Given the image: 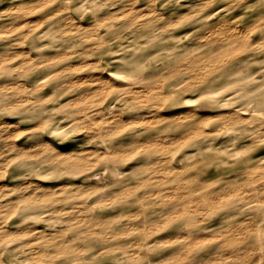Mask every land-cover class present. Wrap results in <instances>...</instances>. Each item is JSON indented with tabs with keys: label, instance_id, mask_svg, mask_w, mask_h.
Returning <instances> with one entry per match:
<instances>
[{
	"label": "rangeland",
	"instance_id": "rangeland-1",
	"mask_svg": "<svg viewBox=\"0 0 264 264\" xmlns=\"http://www.w3.org/2000/svg\"><path fill=\"white\" fill-rule=\"evenodd\" d=\"M1 226L0 264L41 232L91 252L55 264H264V0H0Z\"/></svg>",
	"mask_w": 264,
	"mask_h": 264
},
{
	"label": "bare ground",
	"instance_id": "bare-ground-1",
	"mask_svg": "<svg viewBox=\"0 0 264 264\" xmlns=\"http://www.w3.org/2000/svg\"><path fill=\"white\" fill-rule=\"evenodd\" d=\"M145 24L146 23L144 21L140 25L144 26ZM234 30H236V29H234ZM243 33L244 32L241 31V30L240 31L239 30L238 31L237 30L233 31V34L235 36L241 35ZM40 64H41V66L43 68L46 66L45 62H41V63H39V65ZM128 65L135 67V64L134 65L133 64H128ZM184 68H186V66L185 65H181L179 71H181V73H182ZM186 71H187V69H186ZM201 83L204 84V87L206 86V88L208 89V88L212 87V78L203 77L202 80H201ZM126 94L137 95L138 98H143V96L145 95V92L144 91H139V90L135 91V89H133V88H131V89L128 88ZM170 99H172V98H170ZM180 116H182V114ZM197 117H198V115L196 113H191V114L188 113V115L185 116L184 118H179V120H176V122H175V123H177L176 127H180L181 125H184V124L186 125L189 122H193V121H195V119H197ZM224 117L227 118V116H224ZM228 118H230L231 120L232 119L234 120L232 122V124L237 123V125H241V126H243V123H247L248 122V121L244 120L243 116L239 112H236L234 116H231V117H228ZM152 121H154V120H150V121L141 120L140 123L144 125V124H149ZM161 121L166 122V118L164 117L163 119H161ZM158 122L161 123L160 120ZM245 129H247V128L245 127ZM203 130H204L203 127H200V128L196 127V129L192 130L191 133L198 134L196 138H199V137H203V138L207 137L208 138V137L212 136L211 133H213V132H208L207 134H205ZM199 132L201 134H199ZM148 150H151V148H148ZM146 154L148 155V159H150V157H151L150 154L149 153H146ZM214 160H216V155H214ZM191 183L192 182H190V184ZM219 197L220 196L210 197L208 199L214 198V200H217ZM113 204L116 206L117 209L120 210L123 207H126L130 203L129 202L120 201L119 199L116 198L114 200ZM25 205L26 206H35L36 205V201H34V200L27 201V203ZM159 205H162V206L170 205L171 206V205H173V201L171 199L164 200ZM228 206H229V203H227V202L222 203V204L221 203H217L215 208L216 209H218V208H227ZM147 208L150 209V207H147ZM196 212H197V210H195L192 207H190V205L188 206L187 204H183L181 206L180 210L175 212V220L176 221H180L179 222L180 224L188 226V227L192 226V225H195L197 223V220H196V218L194 219L193 216H194V214ZM5 228H6L5 226H1L0 227V239L4 238V239L10 240V241H13L14 239L16 240V238L17 239L19 238L17 235H13L12 236L11 233H9V232H11V230H9L7 228L5 229ZM87 238H101V236L95 234V235H89V236H87ZM187 238L190 241H194L196 239L204 240V239H201V238H203V236L200 233L187 234ZM34 239L36 240V242H34V243L31 242L30 243L31 246H30V248H29V250L27 252V255H28L29 260L36 261L37 263H40V264H55L56 262H59V261H61L63 259H71V258L74 259V258L80 257L82 255H83L82 257L88 258L90 256V253H91L90 251L84 250L83 248L78 247L75 244H72V243H61V234L55 235V234H46L45 232H41L40 234L35 235ZM27 244H29V243H27ZM92 244L93 245H98L100 243H99V240H98L96 242H92ZM99 249H100L99 252H101V257L103 259H113V262L119 261L118 256L121 255V254H125L126 253V249L124 250L123 246L122 247H114V246L110 245L108 248H99ZM128 257H129V259H128L129 261L135 260V257H131V256H128ZM175 257H176V255H175ZM240 262H243V259H240Z\"/></svg>",
	"mask_w": 264,
	"mask_h": 264
}]
</instances>
